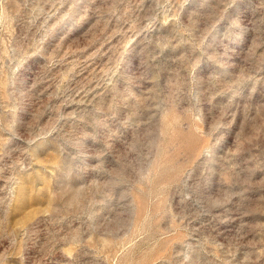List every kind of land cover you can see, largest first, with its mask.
<instances>
[{"label":"rangeland","instance_id":"obj_1","mask_svg":"<svg viewBox=\"0 0 264 264\" xmlns=\"http://www.w3.org/2000/svg\"><path fill=\"white\" fill-rule=\"evenodd\" d=\"M0 264H264V0H0Z\"/></svg>","mask_w":264,"mask_h":264}]
</instances>
